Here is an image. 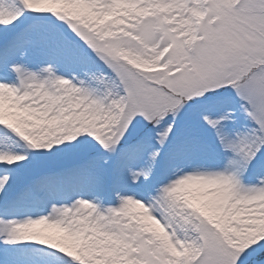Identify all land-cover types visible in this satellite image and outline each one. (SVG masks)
<instances>
[{"label":"snow or ice","instance_id":"obj_1","mask_svg":"<svg viewBox=\"0 0 264 264\" xmlns=\"http://www.w3.org/2000/svg\"><path fill=\"white\" fill-rule=\"evenodd\" d=\"M0 264H264V0H0Z\"/></svg>","mask_w":264,"mask_h":264}]
</instances>
